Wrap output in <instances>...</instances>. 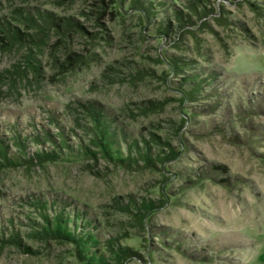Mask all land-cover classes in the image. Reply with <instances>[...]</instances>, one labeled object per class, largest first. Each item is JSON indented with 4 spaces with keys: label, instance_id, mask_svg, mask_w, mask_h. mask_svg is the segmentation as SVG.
<instances>
[{
    "label": "rangeland",
    "instance_id": "obj_1",
    "mask_svg": "<svg viewBox=\"0 0 264 264\" xmlns=\"http://www.w3.org/2000/svg\"><path fill=\"white\" fill-rule=\"evenodd\" d=\"M140 1L149 14L134 0H0V27L28 38L10 47L0 29V136L16 157L15 133L49 129L62 143V127L71 146L56 161L0 170V264H85L74 244L34 236L38 202L89 221L109 264H264V0ZM39 12L75 26L38 39L26 17L42 22ZM82 104L109 118L124 155L136 156L135 142L175 156H85ZM13 232L24 245L1 241ZM108 241L138 254L116 262Z\"/></svg>",
    "mask_w": 264,
    "mask_h": 264
},
{
    "label": "trees",
    "instance_id": "obj_2",
    "mask_svg": "<svg viewBox=\"0 0 264 264\" xmlns=\"http://www.w3.org/2000/svg\"><path fill=\"white\" fill-rule=\"evenodd\" d=\"M150 2V1H149ZM251 6L257 8L255 4L250 2ZM135 6H141L144 11L149 14L151 9L153 8L152 4L145 5L144 1L134 0ZM195 12H197L200 16L204 17L212 9H207L206 7L202 11H198L196 6H193ZM38 15L43 20L39 22V20L33 16L28 15L26 18L30 21L28 25L31 28L36 30V36L38 39L45 38L50 27L55 26L58 27L61 31H66L69 27L75 26L73 22H66L65 26H60L59 20L51 14H45L44 12H39ZM179 20L182 23L191 25V18L188 15L179 14ZM181 23V24H182ZM77 25V24H76ZM183 25V24H182ZM0 29H4L5 31H1L3 33V37L1 38L6 44L12 47L16 42L23 41L26 38L25 34L21 33L15 27L11 25H1ZM32 69L36 70L37 65L33 62L30 63ZM180 64H173V69L175 71L182 70ZM199 82L195 84L190 89H184L182 93L184 94L185 100H193L195 94L198 91ZM85 111V116L88 117L92 125L89 126L88 133L90 134L89 140L91 145L95 146L92 147L91 145H84V143L80 146V151L88 157L97 158L100 154L103 157L111 160L113 163H125L126 165H132L139 162V158L147 165H155L156 162L163 163L166 160H171L170 157H174V152L169 151V153L161 155L160 153H153L151 152V147L148 143L145 144L143 148H141L137 143H131L128 147L130 150H135L136 156L132 155H124L120 147L119 140L117 138V132L111 127V121L109 118L103 114L102 111L96 109L93 105H85L82 104ZM60 132V137L62 143H58L55 138L54 134L49 129H45L44 134H35V135H24L21 137L20 133L12 134V139L14 144L19 148L20 156H12L9 153L10 144L9 139L7 136H0V170L3 167L7 166H16L21 163L26 164H34V163H44L45 161L49 160H58L60 157L59 151L63 145H66L71 148L68 140L65 137V132L63 131L62 127ZM45 140L51 141L53 144V148L51 147H44ZM28 141H31L35 144H38L39 147L33 150L32 153L28 151L29 145ZM39 209H41L40 214L43 217L44 221L40 224V228L33 233L35 237H38L40 240H49L53 239V241L57 242H69L74 244L76 247V253L78 257L83 261L85 264H109L106 255L101 253L98 246H99V239L95 232L90 229H87L88 222H81L82 215L80 214H68L65 213L63 210L53 211L52 216H50L47 212H45L46 207H48L47 202L37 203ZM154 207L153 203L144 204V211L138 206L137 210L139 211L140 215L144 217V214ZM72 215V216H71ZM18 232H13L9 234L8 237H2V242H10V243H17L19 245H24L22 243L20 237L18 236ZM117 245V247L115 246ZM107 250L111 254V258L116 262L122 263L123 260H127L128 258L137 255L136 251H133L129 247L121 246L118 242L108 241ZM24 250H30V248H25Z\"/></svg>",
    "mask_w": 264,
    "mask_h": 264
}]
</instances>
